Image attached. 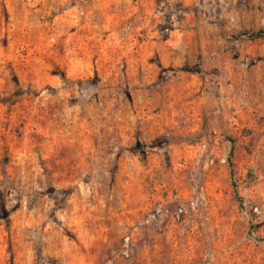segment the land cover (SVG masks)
I'll return each instance as SVG.
<instances>
[{
    "label": "rangeland",
    "instance_id": "1",
    "mask_svg": "<svg viewBox=\"0 0 264 264\" xmlns=\"http://www.w3.org/2000/svg\"><path fill=\"white\" fill-rule=\"evenodd\" d=\"M260 30L264 0H0V264H264Z\"/></svg>",
    "mask_w": 264,
    "mask_h": 264
},
{
    "label": "trees",
    "instance_id": "2",
    "mask_svg": "<svg viewBox=\"0 0 264 264\" xmlns=\"http://www.w3.org/2000/svg\"><path fill=\"white\" fill-rule=\"evenodd\" d=\"M242 37H247L249 39H260V38H263L264 37V30H260L258 32H253V33H242L239 35V38H242ZM233 154H234V149H232L231 153H230V158L233 157ZM230 168H231V176H232V184H233V187L235 189V197H236V200L240 203V205L242 206L243 205V198L240 196V194L238 193L237 191V185L236 183L234 182V170H233V164L230 163ZM16 193L14 194H11L10 196H6L5 197V201H4V210H6V206H7V200H10L11 196L12 195H15ZM262 242H264V239H261Z\"/></svg>",
    "mask_w": 264,
    "mask_h": 264
}]
</instances>
